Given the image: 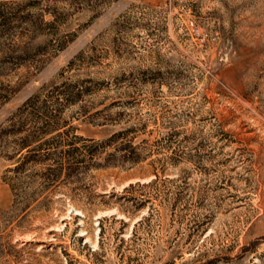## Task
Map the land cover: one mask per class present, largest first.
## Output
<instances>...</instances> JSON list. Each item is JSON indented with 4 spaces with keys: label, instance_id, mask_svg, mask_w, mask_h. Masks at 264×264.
Instances as JSON below:
<instances>
[{
    "label": "rangeland",
    "instance_id": "1",
    "mask_svg": "<svg viewBox=\"0 0 264 264\" xmlns=\"http://www.w3.org/2000/svg\"><path fill=\"white\" fill-rule=\"evenodd\" d=\"M0 264H264V0H0Z\"/></svg>",
    "mask_w": 264,
    "mask_h": 264
},
{
    "label": "trees",
    "instance_id": "2",
    "mask_svg": "<svg viewBox=\"0 0 264 264\" xmlns=\"http://www.w3.org/2000/svg\"><path fill=\"white\" fill-rule=\"evenodd\" d=\"M123 134V131H119L102 141L84 139L79 135H73L72 137L67 138L66 142H68L67 144L69 147L67 150L63 151L60 150L62 139L56 138L60 134H57L50 138L41 139V137H38L39 135H35V133H29L28 135H26L23 141V169L29 163L38 164L44 163L48 160H53L54 163L52 165H47L41 172L43 173L45 182L47 184L51 185V183L58 181L63 176L69 178L74 177L80 172L81 169L93 164L90 162H93L97 158V154L100 153V148L98 147L102 146L103 148L110 145L112 146V144H114L115 142L114 139ZM117 141L118 140H116V142ZM119 144L117 147H115V149L118 148V150H127L131 147V145L127 143ZM82 150L87 152V159H85L84 157H75V161L66 163L67 157L73 158L77 155L78 151ZM130 154L132 155L131 157L129 156V159L127 160H133V162H135L137 158L135 152L131 151ZM113 157L114 154L112 153L107 155L108 159Z\"/></svg>",
    "mask_w": 264,
    "mask_h": 264
}]
</instances>
